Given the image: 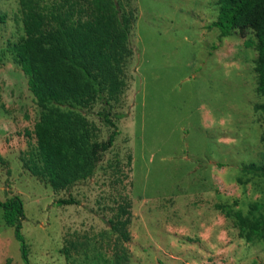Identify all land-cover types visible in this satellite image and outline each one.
<instances>
[{"label": "rangeland", "instance_id": "1", "mask_svg": "<svg viewBox=\"0 0 264 264\" xmlns=\"http://www.w3.org/2000/svg\"><path fill=\"white\" fill-rule=\"evenodd\" d=\"M218 1L135 0L120 134L94 177L56 192L29 170L41 111L13 51L19 0H0V199L23 200L28 258L0 209V264H264V241L236 218L264 197V178L245 171L264 163L256 38L221 37Z\"/></svg>", "mask_w": 264, "mask_h": 264}, {"label": "trees", "instance_id": "2", "mask_svg": "<svg viewBox=\"0 0 264 264\" xmlns=\"http://www.w3.org/2000/svg\"><path fill=\"white\" fill-rule=\"evenodd\" d=\"M24 36L14 46L17 63L28 77L29 91L40 108L35 126L37 160L31 173L56 192L95 176L120 134L121 114L113 102L122 94L126 67L134 54L132 32L137 22L135 0H19ZM218 20L211 27L221 37L253 30L258 57V93L264 98V0H219ZM99 106L100 110L95 108ZM264 117V103L258 107ZM90 116L109 129L100 141ZM264 144V133L262 135ZM245 171L264 178V163ZM74 198L59 206L77 205ZM254 217L236 214L242 235L264 241V197ZM5 223L15 229L28 262L21 233L25 210L16 196L0 199ZM126 240L128 235L124 234ZM127 264V263H120Z\"/></svg>", "mask_w": 264, "mask_h": 264}]
</instances>
